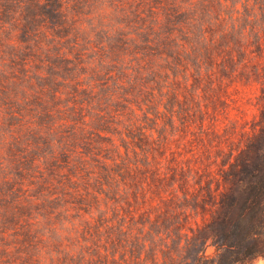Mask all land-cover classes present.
<instances>
[{"label": "trees", "instance_id": "trees-1", "mask_svg": "<svg viewBox=\"0 0 264 264\" xmlns=\"http://www.w3.org/2000/svg\"><path fill=\"white\" fill-rule=\"evenodd\" d=\"M98 1L0 0V109L4 112L0 138L7 137L0 155L4 171L0 175V264H251L256 257L264 258V155L258 138L237 153L215 152L202 170L174 166L162 151L167 125L178 111L166 114V121L156 117L154 126L131 132L117 125L130 110L139 115L158 94L171 90L144 85L143 98L136 102L126 93L117 107L101 111L102 120L89 129L83 86L74 81L66 88L64 83L44 79L50 71L83 67L85 59L95 56L131 55L138 72L145 69L142 62L153 63L155 78L168 79L172 65L183 66L180 77L186 87L194 85L188 81L191 73L213 89L212 78L217 86L221 78L237 77L250 54L262 50L264 0L253 4L247 0L243 11L234 9L236 16H230V25L219 34L211 33L208 24H217L220 15L205 20L200 14L204 7L208 13L212 10L204 0L200 5L199 0H170L159 11L150 5V15L117 3L110 8L120 18L101 10L100 22L87 35V27H81L82 15L93 12L85 9ZM147 3L150 0H139L137 8ZM90 20L94 23V17ZM227 36L231 38L224 39ZM222 46L216 63L209 49L214 55ZM112 75L107 74L105 86L112 83ZM147 95L150 99L145 100ZM148 113L146 123L151 119ZM56 125L61 126L63 137L83 129L85 135L78 143L85 147L75 148L82 160L111 166L109 153L115 157L112 175L130 194L108 223L127 225L125 236L131 243L109 229L101 244L103 222L79 223L96 197L76 195L77 176L86 173L79 166L72 168L67 151L46 162L48 131L56 130ZM160 163L166 164V178L159 175ZM177 191L182 200L177 199ZM159 213L175 217L176 223L171 245L157 256L144 251L137 240ZM207 245L214 247L213 255L206 253Z\"/></svg>", "mask_w": 264, "mask_h": 264}, {"label": "rangeland", "instance_id": "rangeland-1", "mask_svg": "<svg viewBox=\"0 0 264 264\" xmlns=\"http://www.w3.org/2000/svg\"><path fill=\"white\" fill-rule=\"evenodd\" d=\"M138 1L100 0L85 9L86 12H93L82 15L84 19H81V27L82 29L87 27L86 34L88 35L89 30L95 28L100 22L101 15H99V12L101 10H105V14L112 13V17L120 18V13H114V9L110 8V6L117 3H123L121 5H125V7L147 10L148 15H150V12H148L150 5H153L156 9L159 7L157 10L159 11L170 3V0H150V4L147 3L145 7L137 8L136 3ZM245 1L247 0H226L225 3V0H204L203 3L207 6L211 5L210 9L212 10L208 13L204 7L200 10V14L205 20L220 15L221 21L218 20L217 24L214 25L208 24L211 33L217 30L219 34L223 28L225 30L230 25V16H236L233 13L234 9L243 11ZM249 1L250 4L256 1L258 3L262 2V0ZM198 2L200 5L201 1ZM142 15H145V13H142ZM92 17H94V23L90 22ZM109 19L110 15L107 20L109 21ZM80 35L83 36L84 33L81 31ZM91 35H93L92 32ZM228 38H231V36L224 37V39ZM222 49L223 46L214 55L212 49H209L210 59L213 58L218 63L220 61L219 54H223ZM90 56L91 54H89ZM250 57V60L246 61V66L236 72L235 76L237 77L221 78L217 86L216 79L212 78L214 81V85L212 84L213 89L209 85L201 83V80L197 77L195 78L197 80H195L191 73H188L187 77L188 81L193 82L194 85L189 84L186 87L180 77L184 67L175 68L173 65L168 79L162 75L144 83V85L152 86L154 89L167 88L171 90L163 96L157 95L156 99H160L159 104H156V99L154 100L152 105H156L155 110L148 113L151 119L147 123L150 127L154 126L156 117L161 121H166L168 118L166 114L168 115L172 110L178 111L177 115L174 112L173 120L169 121V125H167V142L165 149L162 151L169 164L172 163L174 166L180 164L184 167L190 166L202 170L212 160L208 157L213 156L215 152L232 149L233 153H237L254 138H258L259 152L264 155V46L258 54L252 52ZM142 64L145 69L139 72L156 70L153 69V66H150L153 63L142 62ZM175 76L180 78L175 79ZM194 76L196 75L194 74ZM148 99H150V96H145V100ZM144 103L148 102L144 101ZM174 130L176 131V137L169 139L170 133ZM215 169L216 167L213 166V170ZM3 174L4 171L0 170V175ZM205 251L207 254L213 255L214 247L207 245Z\"/></svg>", "mask_w": 264, "mask_h": 264}, {"label": "clouds", "instance_id": "clouds-1", "mask_svg": "<svg viewBox=\"0 0 264 264\" xmlns=\"http://www.w3.org/2000/svg\"><path fill=\"white\" fill-rule=\"evenodd\" d=\"M134 39V38H133ZM136 46H140L139 42ZM133 57L128 55L126 57L113 59L111 56L103 58L95 56L92 59H85L83 67L73 65L71 68L63 69L62 71L49 72L44 79L51 80L53 83H64L66 88L71 86V82H79L87 92V99L89 103V121L87 127L89 129L96 127L102 117L99 115L101 111L107 112L110 108L117 107L125 98L126 93H131L130 99L136 102L142 99V87L146 81L155 79L156 73L154 71L138 72L131 64ZM108 73H112V83L105 86L103 81ZM59 77L60 79H55ZM67 82V83H65ZM160 103V99H156V104ZM156 105H149L147 110H142L139 115L132 113L117 121V125L122 130L131 132L133 129L139 127H148L146 123L148 111H154ZM67 111V109H65ZM4 112L0 109V123L3 122ZM61 126L56 125V130H49L48 136L51 138L49 148L46 151L49 153L46 162L50 161L55 154L67 151L72 160V168L75 170L78 166L81 172L86 175H78L74 187L78 189L76 195L85 196L91 195L96 197L95 201L88 207L87 214L82 217L79 223H87L88 225H95L98 221L104 223V228L100 231V243L104 242L109 229L117 232L123 238L131 243L130 236H125L127 225L117 221L115 225L109 224V219L118 209L123 206L124 202L130 194V189L123 185L120 180L112 175V170L115 167V157L109 153V159L113 160V165H105L103 161L95 162L93 159L82 160L81 153L75 151L76 147H85L84 144L78 143L82 140L85 133L83 129H73L69 137L59 135ZM2 136V134H0ZM176 137V131H172L169 139ZM7 143V137L0 138V155L3 154ZM99 151V145H96ZM146 149L141 154V159H146ZM152 166V165H149ZM159 175L161 178H166L167 168L165 163L159 165ZM191 183L192 177H188ZM169 191H175L169 189ZM99 193V195H97ZM178 200L183 198L179 192H176ZM176 223L173 216H167L159 213V219L150 220L146 226L143 227V236H140L137 243L140 244L144 251H153L157 256L171 245L172 230ZM131 235V234H130ZM252 264H264V258L256 257Z\"/></svg>", "mask_w": 264, "mask_h": 264}]
</instances>
